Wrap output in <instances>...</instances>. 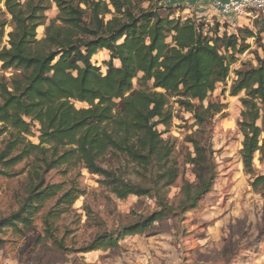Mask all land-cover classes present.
<instances>
[{
	"label": "trees",
	"instance_id": "16d2710c",
	"mask_svg": "<svg viewBox=\"0 0 264 264\" xmlns=\"http://www.w3.org/2000/svg\"><path fill=\"white\" fill-rule=\"evenodd\" d=\"M53 6L58 13L49 20ZM184 11L162 0H4L0 63L12 76L0 80V140L7 138L0 151V178H12L13 170L26 164L29 185L20 208L0 218V234L33 228L36 216L54 201L44 218L45 232L64 249L55 237L54 220L68 213L83 193L75 178L50 183L53 171L64 177L87 171L101 178L100 184L118 200L157 201V210L97 235L77 253L114 249L156 222L196 209L217 179L213 122L227 108L209 98L227 83L239 57L250 52L249 40L259 44L263 55L250 53L256 65L243 63V69L234 71L230 95L244 93L240 157L253 191L264 196V174L254 165L256 155L264 163V15L257 17V32L244 27L230 32L217 19L208 22ZM5 38L7 45L2 46ZM102 51L109 55L105 73L93 63ZM172 100L195 121L189 137L193 153L185 164L192 167L196 182L183 183L187 200L180 212L167 200L180 175L173 161L175 147L158 131L172 126ZM75 103L86 107L76 108ZM114 154L150 172V186L105 167Z\"/></svg>",
	"mask_w": 264,
	"mask_h": 264
},
{
	"label": "rangeland",
	"instance_id": "374dc122",
	"mask_svg": "<svg viewBox=\"0 0 264 264\" xmlns=\"http://www.w3.org/2000/svg\"><path fill=\"white\" fill-rule=\"evenodd\" d=\"M169 1L162 0V4L169 5ZM0 8L4 10V0H0ZM57 13V8L53 6L47 13L48 19L55 18ZM244 18L240 27L257 32L255 25L260 19L252 15ZM9 31L10 28H7ZM38 34L42 38L44 28H40ZM7 40L4 39L2 46L7 45ZM261 41L264 45V35ZM248 43L251 45L250 52L239 57L227 83L219 85L209 98L212 102L221 101L227 108L213 122L211 146L217 179L212 192L199 202L196 209L189 208L184 216L156 222L145 234L128 236L114 249L77 253L97 235L117 231L128 223L138 221L140 214L148 215L157 210V201L149 197L118 200L100 184L101 178L87 171L68 177L53 171L48 176L50 183L59 184L75 178L83 193L68 213L54 220L55 237L64 249H59L47 238L44 218L54 201L48 202L36 216L33 228L24 229L22 234L11 229L0 234L4 241L0 245V264H264V196L253 191L240 157L243 142L240 99L244 93L237 97L230 95L236 79L234 71L243 69V63L256 65L255 57L250 53L257 51L263 55L255 40ZM105 61H109V55L104 51L93 59L94 65L100 67L103 73L106 72ZM11 76L12 71H3L0 63V80L2 77L10 79ZM134 85L138 88L137 80ZM75 106L86 107L80 103H75ZM171 106L175 115L172 126L169 129L160 126L158 131L175 147L173 161L180 175L169 189L167 200L180 212L187 200L183 183L193 185L196 182L192 167L185 164L188 155L193 153L189 137L195 130L192 129L195 121L174 100ZM6 139L0 140V151ZM30 140L38 143L37 138ZM103 165L121 172L126 180L150 186L147 179L151 173L124 155H110ZM254 165L260 174H264V163L259 155H256ZM28 171L27 165L22 164L13 170L12 178H0V218L16 212L27 197Z\"/></svg>",
	"mask_w": 264,
	"mask_h": 264
},
{
	"label": "crops",
	"instance_id": "0c3cea01",
	"mask_svg": "<svg viewBox=\"0 0 264 264\" xmlns=\"http://www.w3.org/2000/svg\"><path fill=\"white\" fill-rule=\"evenodd\" d=\"M215 1L227 2L229 0H170V7L181 6L185 9L184 13L190 14V16H197L198 18H205L209 22L213 19H217L220 23L229 26L230 32H235V28L240 27L241 21H245V18L235 17H221L219 16L212 7ZM232 30V31H231Z\"/></svg>",
	"mask_w": 264,
	"mask_h": 264
},
{
	"label": "built area",
	"instance_id": "2783aa9c",
	"mask_svg": "<svg viewBox=\"0 0 264 264\" xmlns=\"http://www.w3.org/2000/svg\"><path fill=\"white\" fill-rule=\"evenodd\" d=\"M212 7L219 16L224 18H244L251 15L258 17L260 15H264V0H229L227 2L215 1L212 4Z\"/></svg>",
	"mask_w": 264,
	"mask_h": 264
}]
</instances>
